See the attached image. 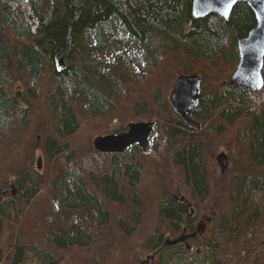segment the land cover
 Masks as SVG:
<instances>
[{"label":"trees","instance_id":"1","mask_svg":"<svg viewBox=\"0 0 264 264\" xmlns=\"http://www.w3.org/2000/svg\"><path fill=\"white\" fill-rule=\"evenodd\" d=\"M190 3L0 0V201L9 197L0 203V264H26L29 253L44 264H108L118 256L120 264H146L154 253L153 261L162 262L185 251L174 243L167 253L161 239L179 227L195 238L207 226L210 264H264V253L246 246L254 238L246 237L248 230L262 231L264 219V86L254 93L229 85L236 39L255 25V16L239 1L226 19L193 18ZM111 46L117 49L102 61L98 53ZM60 56L61 69L55 65ZM188 73L201 79L192 124L168 102L175 78ZM117 79L122 100L112 87ZM79 115L99 119L87 147L62 140L80 130ZM114 118L119 126L109 131ZM138 118L165 125L168 144L188 141L175 170L168 156L151 157L137 145L124 153L93 148L95 135L121 134ZM204 123L218 134V147L228 144L236 159L216 188L194 160L204 144ZM37 153L45 158L43 169L32 172ZM82 160L86 166L78 167ZM144 165L154 171L149 185L140 179ZM180 183L206 202L203 212L211 216L202 231L200 208L175 195Z\"/></svg>","mask_w":264,"mask_h":264},{"label":"rangeland","instance_id":"2","mask_svg":"<svg viewBox=\"0 0 264 264\" xmlns=\"http://www.w3.org/2000/svg\"><path fill=\"white\" fill-rule=\"evenodd\" d=\"M123 34H124V37L126 38V40H129L125 31H123ZM238 37H242V36H238ZM121 48L126 50L124 47H121ZM115 49H117V46H111V47H107L103 51L102 54L98 53L103 59V60L102 59L101 60L104 61L105 59H107L110 56L111 51H114ZM140 63H141V61H140ZM55 65L57 66L56 62H55ZM131 70L134 71L133 68H131ZM132 71H129V72L131 73ZM144 76H146V74ZM144 76L138 75L136 78L139 82H141ZM120 86H121V84H120V81L118 79L112 83V87L114 89V92L117 95H120V100H122L124 94L121 93ZM252 92L257 93L258 91H256V92L252 91ZM130 98H132V95H130ZM168 99H169V97H168ZM81 102L82 101L79 102V105L82 104ZM118 105H119L118 108L124 107V105L120 101H118ZM35 110H36V108L34 107L32 109L31 115H30L31 119H30V122L28 125L29 128L31 127L30 125L32 123V117L34 118V115H35L34 111ZM79 116H80V118H83V123H84L83 124L80 122L81 123L80 130L76 131L75 133H72L70 136H68L66 138H62V140L66 141V142H70V144H72V145H79L82 147H87L88 132L95 133L97 131V124H98L99 119H96V118L91 117V116L85 117V115H79ZM103 119H106V117H103ZM137 121H147V120H143L141 118H138V119H135L133 122H137ZM109 122H110L109 127H108L109 131H113L114 129H116L119 126V120L118 119L114 118L113 120H111ZM109 122H107V124ZM103 127L106 128L105 125ZM197 128L198 129L200 128V124H197ZM203 128L204 129H202L201 135L204 137V140H202V142L204 144L201 147V149H199L200 151L198 153L197 159L194 158V160H196L198 163H200L201 166L205 169L206 180L209 181L211 187L216 188V187H218V179L220 176H225V175H227V173L235 170L236 159H235V156H234L232 149L229 147L228 144L226 146L220 145L218 147V134L211 131L212 128L210 126H208L207 123H204ZM38 129H40V128H38ZM22 136L23 135H20V137L14 139V141L11 142V144H10L11 148H14L15 143L19 142ZM96 136L97 135H95V137ZM91 137H90V139H91ZM186 142H188V141L179 140L178 142H175L172 140L168 144L166 141V126L165 125H158V126L154 125L152 135H151V139H150V142L148 144V150L143 151L139 146L138 147L143 152H148V154L151 157H154L157 159H161V157L163 155L168 156L167 162L169 163L170 168L172 167V169L175 170L176 167L174 166V161L176 160L177 153L181 152L183 149H185V147H188V145H187L188 143H186ZM92 145H93V143H92ZM166 148L169 151H166ZM220 151H225L227 156H228V166H227L225 172H223V173L221 172V167L217 164V162L215 160V155ZM122 153H124V152H122ZM127 154H128V156H132V152H128ZM38 156H39V153L36 154V156L33 160L32 169L34 171H32V172H35V170L38 172H41L43 169V165H44V161H45L44 156L41 157V160H42L41 170L39 171L35 167ZM134 158H135V160L141 159L138 155H136ZM54 161H57L56 156L53 159V162ZM66 161H67V159H66ZM77 164H78V167L79 166H81V167L86 166V164L83 162V160L79 161ZM140 170H141V172H140L141 181H144L146 185H149L151 183L150 178H152L154 171L152 169H149V167L146 165H144L143 167H140ZM138 185H139V182L135 184V186H138ZM179 191L181 192L180 195L175 194L177 198H179L180 196H185L186 201L189 203L190 206L200 208L202 215H201L200 220L197 221V225L199 226L197 228V230L202 231L204 229V227H202V226L203 225L205 226L206 220L208 221V219L211 216L210 212H203V208H204V205H206V202H204V203L198 202L196 196L193 193L192 187L190 185L188 186L186 184L180 183ZM150 192L152 193V191H150ZM127 193H128L129 197H133L135 195V192L132 189V187H129L127 189ZM46 194L50 195V190H48L46 192ZM8 198H6L4 200L1 199L0 203H3ZM7 205H10V203H8ZM94 213L96 214L95 211H94ZM184 216H187V213ZM142 219H143V222L145 223L146 226L152 227V222H151V219L149 217L148 218L143 217ZM261 223L263 225L262 231L258 232L255 230L256 228L250 229V230H248V232H247L248 235L246 236L249 239L251 237L250 235L254 234V238L251 240L250 243L248 242L246 244V246H249L251 251H255L258 254L264 253V219L262 220ZM198 232H200V231H198ZM186 235L187 234H183V227H179L178 231L169 235L168 238L161 239V241H160V245L164 244L163 250L164 251L167 250L166 252L168 253L169 248L167 247L168 244H166L167 243L166 240H170V239L172 240V238L174 236L179 237V239L182 238V240L186 239L185 243L177 242V243H175L177 245L174 244L176 248H178V246H179V248H181V250L185 251V252H183V254H177L172 259H171V257L168 258V256H166V259L165 258H164L165 260L162 259V262H159V258L155 257V260L157 261L156 262V261H153L154 260L153 256L156 255V253H154V254L150 255L151 259L146 260V264H150V263L151 264H210L208 261V259L210 258L209 253H208L209 247L204 245L205 241L208 240L209 236H210V226L206 227V229L202 232V235H199L195 238L186 237ZM183 237H185V238H183ZM28 256L29 257L27 258L26 264H44L40 259L36 258V256L33 253H29ZM152 257H153V259H152ZM147 258H149V257L147 256ZM120 259H121V257L118 256L113 261H110L108 264H120Z\"/></svg>","mask_w":264,"mask_h":264},{"label":"water","instance_id":"3","mask_svg":"<svg viewBox=\"0 0 264 264\" xmlns=\"http://www.w3.org/2000/svg\"><path fill=\"white\" fill-rule=\"evenodd\" d=\"M28 1V0H22ZM238 1L245 2L253 11L255 25L244 37L237 38L238 62L231 75L229 84L232 88L241 87L244 89L258 91L264 86L262 67L264 64V0H191L190 13L193 18H202L209 14H217L226 19ZM57 67L63 68V57L56 60ZM201 79L196 74L179 75L174 82L173 89L169 95V104L175 113L187 122L192 120L189 117L191 108L197 100ZM153 131V122L137 121L131 122L128 129L121 134H106L94 137L92 143L95 150L101 153H122L133 144L138 145L143 151L147 150ZM225 152L217 155V161L223 173L226 164ZM36 169L42 168L41 157H38ZM185 198L182 197L181 201ZM178 240H166V244L172 245Z\"/></svg>","mask_w":264,"mask_h":264},{"label":"flooded vegetation","instance_id":"4","mask_svg":"<svg viewBox=\"0 0 264 264\" xmlns=\"http://www.w3.org/2000/svg\"><path fill=\"white\" fill-rule=\"evenodd\" d=\"M237 36V35H236ZM215 160H216V155H215ZM202 171L205 173V169L202 167ZM205 176H206V173H205ZM4 194V193H3ZM202 227H204V229H205V226L203 225ZM183 234H188V232H187V229L186 228H183ZM187 236V235H186ZM188 236H190L189 234H188ZM183 238H185V237H183Z\"/></svg>","mask_w":264,"mask_h":264},{"label":"bare ground","instance_id":"5","mask_svg":"<svg viewBox=\"0 0 264 264\" xmlns=\"http://www.w3.org/2000/svg\"><path fill=\"white\" fill-rule=\"evenodd\" d=\"M136 44V43H135ZM61 57V56H60ZM59 58V57H58ZM56 62V61H55ZM236 66V65H235ZM189 74V73H188ZM219 83H220V81H219ZM256 92V91H255ZM195 109V108H194ZM215 116V115H214ZM194 117V116H193ZM201 120V119H200ZM224 123V122H223ZM227 134V133H226ZM193 139V138H192ZM199 177V176H198ZM13 189V188H12ZM13 191V190H12Z\"/></svg>","mask_w":264,"mask_h":264}]
</instances>
